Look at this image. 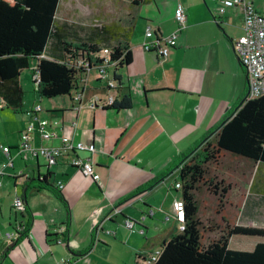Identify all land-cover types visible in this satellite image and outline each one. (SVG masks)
Returning a JSON list of instances; mask_svg holds the SVG:
<instances>
[{"label":"crops","instance_id":"crops-1","mask_svg":"<svg viewBox=\"0 0 264 264\" xmlns=\"http://www.w3.org/2000/svg\"><path fill=\"white\" fill-rule=\"evenodd\" d=\"M115 2L98 7L97 15L104 17L107 11L109 15ZM178 5L185 24L177 34L176 47L165 59L144 51L148 23L158 28L157 38L177 30L174 11ZM71 6L63 7L61 19L74 20L69 18ZM219 7V1L211 0H153L139 7L141 16L133 17L132 37L136 26L139 31L127 43L132 61L117 72L111 66L107 71L111 77L117 74L121 88L116 94L107 91L105 82L96 81L92 68L77 92L81 95L78 111L71 94L52 99L30 94V83L38 92L33 84L35 66L30 76L21 73V107H2L0 113V165L8 164L0 177V264H59L61 260L137 264L139 254L148 257L175 236L173 204L181 200L179 190L174 189L175 167L181 156L191 153L216 127L238 93V85L232 81V96L218 98L221 88L213 79L229 70L231 76H237L241 69L246 82L232 47L242 34L243 12L232 7L220 14ZM74 12L78 14V10ZM242 93L246 98V83ZM108 95H128L131 108L88 107L94 96ZM37 106L41 111L34 113ZM38 121H46L53 136L44 140L39 131H32L28 141L32 148L56 147L62 137H68L75 144L93 145L94 152L67 153L48 166L43 157L19 148L20 134L30 122L37 128ZM1 148H8V153ZM74 156L92 162L101 185L70 164ZM43 176H47L48 186L37 182ZM154 181L159 183L149 188ZM58 183L63 184L61 190H56ZM16 198L24 203L21 211L12 208ZM113 209L119 213L114 215ZM108 216L103 228L109 234H100L97 225ZM125 220L135 224L132 231L124 227ZM19 227L28 229L27 236L10 247L12 242L4 236ZM56 237L63 244H56Z\"/></svg>","mask_w":264,"mask_h":264},{"label":"trees","instance_id":"trees-1","mask_svg":"<svg viewBox=\"0 0 264 264\" xmlns=\"http://www.w3.org/2000/svg\"><path fill=\"white\" fill-rule=\"evenodd\" d=\"M61 2L62 0H0V101L6 110L21 107L23 90L19 78L29 68L32 60L35 61L36 76L33 84L39 82L37 91L46 99L70 94L71 99L87 70L103 62L97 59L102 53L108 55L106 71L111 66L117 72L131 63L132 56L127 43L131 40L134 25L130 24L126 28L121 20L116 23L94 19L89 25L59 19ZM151 2L153 0H129L130 5L138 8ZM176 25L178 29V24ZM181 29L176 30V34ZM82 59L88 62L86 66ZM109 77L117 84L118 92L121 88L120 78L115 73ZM72 104L74 107L73 102ZM131 106L130 97L123 95L116 97L108 109L121 111L130 109ZM223 152L246 158L264 168V96L252 100L244 98L233 109L224 113L216 127L175 167L178 175L176 185L179 187L174 189L181 191L183 230H179L178 234L161 245L157 259L151 264H264V242L256 243L250 251L229 248L233 236L264 237V229L232 225L226 220H223L222 227L216 225L204 228L198 216L196 195L199 187L205 182L210 166L219 165ZM46 180L47 176H43L42 181L38 179L37 182L48 186ZM157 183L159 181L147 186L150 188ZM221 183L223 184L222 181L219 182L220 185ZM230 187L229 184L222 187L221 198L225 197ZM209 191L214 194L210 187ZM216 229L218 238L203 244L202 230L211 234ZM27 232L26 227L18 232V238L10 247L25 238ZM58 240L62 241L56 237L54 242Z\"/></svg>","mask_w":264,"mask_h":264},{"label":"rangeland","instance_id":"rangeland-1","mask_svg":"<svg viewBox=\"0 0 264 264\" xmlns=\"http://www.w3.org/2000/svg\"><path fill=\"white\" fill-rule=\"evenodd\" d=\"M111 1L112 0H70V3L62 1L58 11V18H63V12H65L63 7L67 6V4L72 5L71 9H73L71 13H69L70 19L89 25H91L94 19H102L101 21L103 22L116 23L121 20L127 28L130 24L134 25L135 21H133V17L137 16V14L141 16V14L137 12L139 8L130 5L129 0H113L117 2H115V5L111 8V13L108 15V11L107 13L104 12V17H106V19H104V17L99 18L97 15L98 7H107ZM253 2L256 7L255 9H259L260 11H257L263 13L264 0H253ZM74 9L78 10V14L74 12ZM135 30L136 32L132 40L136 38L139 27L136 26ZM34 65L35 61H30L29 68L23 72L29 75ZM230 72V70L224 71L222 75L219 74L220 76L213 79V81L216 85H220L221 93L218 95V98L222 100L232 96V81L238 85V93L235 95L232 103V107H235L244 98H242V89L243 87L245 88L246 82L241 69L238 70L239 75L237 76H231L229 74ZM100 85L102 86L104 84L100 83ZM28 87L30 88L29 91L31 95L33 94L40 97L39 93L33 90L34 86L31 83ZM232 107L231 109L234 108ZM3 111L4 109L0 110V113ZM0 132H2L1 127ZM195 144L196 143H194V145ZM183 157L181 156L180 160H183ZM204 181L205 182L201 184L199 192L196 195L199 206L198 216L204 228L209 226L216 227V225L222 227L224 223L223 220H226L232 223V225L237 224L244 227L264 229V168H261V165H257L246 158L223 152L219 165L210 166V171H208ZM220 181H222L223 184L221 183L220 185ZM228 184L231 185V187L228 188L227 194L224 195L225 197L222 196L223 198H221V189ZM209 187L212 188L214 194L209 191ZM179 192L181 194V191ZM161 221H163V219ZM176 225L177 227L173 235L179 233V223L176 222ZM201 235L202 243L206 244L208 240L218 238V230L216 229V231L211 234L202 230ZM259 242H264V237L236 235L230 239L229 248L231 250L250 251L253 249L254 245Z\"/></svg>","mask_w":264,"mask_h":264},{"label":"built area","instance_id":"built-area-1","mask_svg":"<svg viewBox=\"0 0 264 264\" xmlns=\"http://www.w3.org/2000/svg\"><path fill=\"white\" fill-rule=\"evenodd\" d=\"M219 1L220 7L218 12L222 14L225 9L232 7H239L243 12V25H242V34L233 42V51L246 72V84H247V95L248 100H252L261 96H264V14L258 12L251 0H211ZM174 19L178 24V29L182 28L185 24V15L181 6H177L174 11ZM177 29V30H178ZM158 33V28L155 25L147 24L144 29V39L142 43V48L145 51H155L158 56L165 59L172 48L176 46V31L169 36L161 37L156 39ZM97 57V56H96ZM97 59L103 60L101 64H97L93 67L96 70V79L100 82H105V88L109 92L117 93V84H115L109 77L108 72L106 71V63L108 62V55L102 53L98 56ZM85 61V59H82ZM88 62H84L83 65L86 66ZM86 74L81 78L77 90L72 96V102L74 103V109H80V98L81 95L78 92L79 87L85 84ZM36 89L40 87L39 82H36ZM114 95H108L105 98H99L94 96L88 103V107L93 109H102L110 107L114 100ZM3 107V103L0 101V108ZM40 107L37 106L34 109V113L40 112ZM37 128L34 127V123L30 122L27 129H25L20 134V145L21 150H25L31 153L32 156L38 157L41 156L45 159L48 166H53L56 164L58 157L62 156L64 153L75 154L77 151H90L94 152L93 145H86L83 143H73L68 137H62L60 140V145L56 147H40L32 148L29 144V137L32 131H39L42 139H50L53 134H51L47 127L49 124L46 121H38ZM2 152L7 154L8 148H1ZM73 167L80 169L82 174L85 177L91 178L93 181H96L98 185H101L99 177L95 175L93 164L89 159H80L77 156H74L70 162ZM8 164L0 165V177L3 175V169L7 167ZM1 186V182H0ZM179 186L176 185L175 188ZM57 188L61 190L63 188L62 183H58ZM12 208L15 211H21L24 209V203L21 198H16L12 203ZM152 211H149V214ZM118 209H114L113 214H118ZM111 216H108L109 220ZM173 219L179 223V230H183V202L182 200H177L173 204ZM145 219V216L141 218L140 222ZM139 222V223H140ZM123 225L126 229L132 231L134 229V223L125 220ZM22 232V229L15 228L12 232H7L5 238L11 242L15 241L19 233ZM140 234H144V231L140 229L138 231ZM18 233V234H17ZM57 244H62L61 240L56 242ZM159 255V252L153 253L148 257H145L142 254L138 255L137 264H151L154 262ZM142 261H144L142 263ZM59 264H71L69 260H61Z\"/></svg>","mask_w":264,"mask_h":264},{"label":"water","instance_id":"water-1","mask_svg":"<svg viewBox=\"0 0 264 264\" xmlns=\"http://www.w3.org/2000/svg\"><path fill=\"white\" fill-rule=\"evenodd\" d=\"M90 70H91V69L89 68L87 71L90 72ZM113 211H114V209H113ZM105 220L107 221L108 219L106 218V219H104L103 221H100L99 224L97 225V231H98L100 234L106 232V231L104 230V228H103V223H104ZM106 233L109 234V232H106Z\"/></svg>","mask_w":264,"mask_h":264}]
</instances>
